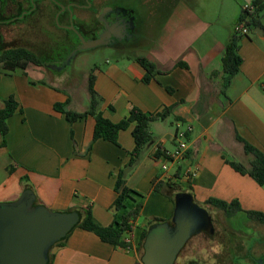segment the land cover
I'll return each instance as SVG.
<instances>
[{"label":"crops","instance_id":"crops-1","mask_svg":"<svg viewBox=\"0 0 264 264\" xmlns=\"http://www.w3.org/2000/svg\"><path fill=\"white\" fill-rule=\"evenodd\" d=\"M163 1L138 0L145 19L137 52L144 51L149 58L108 49L103 65L94 72L101 112L113 123L126 118L132 106L151 115L173 107L165 120L150 123L154 140L125 174L126 185L145 195L131 247H115L92 232L74 228L63 244L50 249L52 264L140 262L143 230L151 219L169 221L174 211V202L153 190L155 182L171 179L198 205L209 198L237 200L242 211L227 218L232 221L244 222L240 216L247 217L245 211L264 213V185L227 163L248 167L251 161L236 134L264 153V32L249 33L240 40L239 72L222 94V57L246 1ZM152 18L158 25L152 26ZM261 24L264 28V15ZM139 56L150 59L159 70L148 83L143 82L145 70L135 60ZM82 89L81 93L65 92L45 82L44 73L28 69L0 75L1 98L13 96L17 103L6 121L5 146L0 147V203L16 200L28 185L37 205L55 212L89 207L101 226L113 222L114 182L134 148L132 127L119 132L117 144L103 139L93 142V117L71 124L54 109L55 104H66L70 111H85L89 97L87 86ZM181 132L188 146L186 157L164 171L163 158L156 159L153 153L158 146L166 153L174 152ZM188 168L195 174L187 180ZM261 250L264 256V240ZM238 257L214 262L236 264Z\"/></svg>","mask_w":264,"mask_h":264},{"label":"trees","instance_id":"trees-1","mask_svg":"<svg viewBox=\"0 0 264 264\" xmlns=\"http://www.w3.org/2000/svg\"><path fill=\"white\" fill-rule=\"evenodd\" d=\"M250 5L252 10H244L241 8L237 22L244 21L249 33H254L256 28H261L264 32V28L261 24V20L264 15V0H250ZM241 35L237 33L231 34L224 50L222 57V86L221 93L225 94L226 89L230 85L232 78L239 72V67L241 65L242 59L239 55V42L240 40L248 36ZM24 55L25 57H23ZM24 59V65L36 64L40 65V60L37 55L32 51L26 50H10L3 51L0 54L1 66L5 69L7 73L23 72L24 68H19V60ZM136 62H138L145 70V75L143 77V82L148 83L159 73L156 65L148 58L139 56L136 57ZM184 67H186L184 65ZM213 75H218V73H213ZM94 72L89 73L87 81V92H88V108L83 112H73L66 108V104H55L54 109L62 114H64L66 120L69 123H73L79 119L91 116L94 118L95 125L93 131V142L98 139H103L109 141L113 144H117L118 134L122 130H126L132 127L131 135L134 140V148L129 153V160L127 164L120 169L116 174L114 182V192L116 193V198L113 202V222L109 226H101L93 218L91 209L85 207L82 209H67L63 212H76L79 216V221L74 228H80L89 232L94 233L103 242L109 243L115 247H127L125 243L126 236H131L135 227V221L138 219L143 207V202L145 195L129 188L126 185L125 174L128 170L132 169L136 163L139 161L142 152L145 148L151 144L154 140L152 133L150 131V123L154 120H165L167 115L172 111L173 107H167L163 111L158 112L154 115L145 113L140 109L132 106L129 110V114L126 118L120 120L118 123H113L109 119L103 116L101 112L102 98L94 90ZM17 108V103L13 96H9L7 99L2 101V107L0 108V147L5 146V135L8 131L7 119L13 115L15 109ZM109 112H113L111 106L108 107ZM72 135V132H71ZM236 139L243 145V151L246 155L251 157L249 166L246 167L240 163L227 161V163L239 174L250 176L258 185H264V153L258 150L256 147L251 145L242 139L238 134H236ZM154 158H165L168 159L166 152L158 146L153 153ZM11 171V169H9ZM169 179L166 183L155 182L153 184V190L164 194L169 197L171 201L174 202L175 195L178 193H184L180 189H177L176 184ZM24 181V180H23ZM25 189H30L28 185H24ZM216 210L223 213L225 217H231L238 212H241L240 203L237 200H232L230 202L218 200L215 198H209L204 202ZM247 217L259 224H264V213L258 211H245ZM171 220V219H170ZM169 220V221H170ZM162 219H151L148 223L146 229L143 230L140 237V248L143 249V242L145 240L148 228L152 225L158 223L169 222ZM72 230L66 235V237L55 245L63 244L67 237L70 235ZM54 245V246H55ZM48 264H52V256L49 253ZM185 264H198L195 261H189Z\"/></svg>","mask_w":264,"mask_h":264},{"label":"water","instance_id":"water-1","mask_svg":"<svg viewBox=\"0 0 264 264\" xmlns=\"http://www.w3.org/2000/svg\"><path fill=\"white\" fill-rule=\"evenodd\" d=\"M254 33L262 35L263 30L259 27ZM78 38L80 50L101 44L99 39ZM78 221L76 212H55L35 204L32 190L25 189L16 200L0 203V264H48L50 249ZM202 232L214 233L211 216L191 194L178 193L171 220L148 228L141 260L135 264H174L187 241Z\"/></svg>","mask_w":264,"mask_h":264},{"label":"flooded vegetation","instance_id":"flooded-vegetation-1","mask_svg":"<svg viewBox=\"0 0 264 264\" xmlns=\"http://www.w3.org/2000/svg\"><path fill=\"white\" fill-rule=\"evenodd\" d=\"M138 4V0H0V54L10 50H32L41 63L33 64L36 67L49 70L51 66L48 60L55 59L63 64L66 58H61L58 45L32 46L28 33L31 27H36L40 36H47L50 27L58 33L56 34L60 38L58 42H61L63 37L65 46H71L73 38L77 39L80 46L78 38L80 35L86 41L101 40V44L95 48L134 53L140 45L141 38V16H139ZM3 31H13L12 36L4 39ZM18 63L20 69L30 65L22 66L24 59L19 60ZM1 64L2 62L0 68L5 69ZM66 64L69 65V62ZM202 233L210 237L214 235V233L212 235L207 232ZM218 259L221 258L217 257L216 261ZM228 261L233 260L230 258ZM246 264L263 263L256 257L247 260Z\"/></svg>","mask_w":264,"mask_h":264},{"label":"rangeland","instance_id":"rangeland-1","mask_svg":"<svg viewBox=\"0 0 264 264\" xmlns=\"http://www.w3.org/2000/svg\"><path fill=\"white\" fill-rule=\"evenodd\" d=\"M148 2L149 0H147V3ZM163 2H165V0ZM239 2L241 4L243 3L242 0H239ZM139 16H141V21L142 18L145 19V15L142 14V11H139ZM229 21L230 17L226 19V22ZM143 22H141V25ZM151 23L153 24L152 26L158 25L154 24L153 18L151 19ZM48 28L49 31L47 33L49 35L47 34V36H40L36 27H31L28 32L30 43L35 47H38L42 44H46L47 46L51 47H56L58 45L59 50L61 51V58H66L65 62H69V65H67L65 62L60 64L58 63L59 60L55 59L51 60L53 62L48 60L49 66H51L49 70L36 67L33 64H30L24 70L28 69L37 75L44 73L45 82L51 83L54 86L61 88L65 92L71 94L81 93L83 90L82 88L87 86L89 73L95 72L97 68H100L103 65L109 52L107 53V51L102 48L80 50L77 39L75 40L74 38L73 41H71V46H65L63 37L61 42H58L60 41V38L56 36L58 33L50 27ZM12 32L13 31H3L2 34H4V39H9L12 36ZM59 34L61 35V33ZM75 50H77V52H75ZM124 53L128 56L142 54L148 57L144 51L137 52L136 50L134 53ZM4 74L8 73L0 68V75ZM1 97L2 96L0 95V108L2 107L3 101ZM199 206L204 208L212 217L215 230L214 235L210 237L205 233H200L193 236L186 243V246L181 251L179 259L175 264H185L189 262L186 260H194L198 264H215L214 261H216L217 257L221 258L218 259V261H228V259H232L233 255L235 256L236 254H239L238 259H236L234 262L236 264H246L247 260H250L251 258L255 259L256 257L260 258L261 262L264 260V256L261 255V249L264 240V235H262V228L264 226H262V224L252 221L248 222L246 220L248 217L244 215L240 216L245 218L244 222L238 220L239 218L232 221L231 219H227V217H225L219 210H216L210 206L206 207L204 203L199 204ZM235 246H239V249H236ZM243 247H245L244 250L242 249ZM253 247H255L256 250Z\"/></svg>","mask_w":264,"mask_h":264},{"label":"built area","instance_id":"built-area-1","mask_svg":"<svg viewBox=\"0 0 264 264\" xmlns=\"http://www.w3.org/2000/svg\"><path fill=\"white\" fill-rule=\"evenodd\" d=\"M242 9L251 11L252 6L250 5V2L245 3L243 5ZM232 32L237 33V34H241V35H247L249 33L248 28L246 27V24L244 21L236 22L233 25ZM184 133L185 132H181L177 136V138L179 139L177 149L172 153H166L168 159H165V158L162 159V161H163L162 169L164 171L168 170L169 164H173V165L178 166L180 161L185 159L186 153L188 150V146H187L186 141L184 140ZM194 174H195V171L191 168L190 169L188 168V169H186V171L184 173V178L188 180L191 176H194ZM125 243L127 244V248L131 247V236H126Z\"/></svg>","mask_w":264,"mask_h":264}]
</instances>
